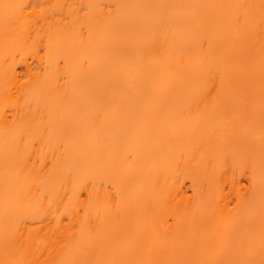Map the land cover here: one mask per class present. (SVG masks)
Instances as JSON below:
<instances>
[{"label":"bare ground","instance_id":"6f19581e","mask_svg":"<svg viewBox=\"0 0 264 264\" xmlns=\"http://www.w3.org/2000/svg\"><path fill=\"white\" fill-rule=\"evenodd\" d=\"M261 261L264 0H0V264Z\"/></svg>","mask_w":264,"mask_h":264},{"label":"snow or ice","instance_id":"6c2138e0","mask_svg":"<svg viewBox=\"0 0 264 264\" xmlns=\"http://www.w3.org/2000/svg\"><path fill=\"white\" fill-rule=\"evenodd\" d=\"M10 7H18V6H15V5H4L5 9H8ZM261 264H264V261H261Z\"/></svg>","mask_w":264,"mask_h":264}]
</instances>
